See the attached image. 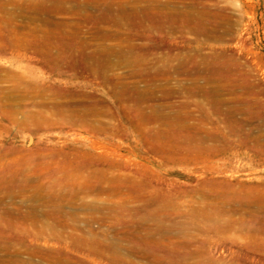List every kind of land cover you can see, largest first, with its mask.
Returning a JSON list of instances; mask_svg holds the SVG:
<instances>
[{"label": "rangeland", "instance_id": "1", "mask_svg": "<svg viewBox=\"0 0 264 264\" xmlns=\"http://www.w3.org/2000/svg\"><path fill=\"white\" fill-rule=\"evenodd\" d=\"M0 1V264H264V0H202L226 17L221 40L104 22L92 0H77L90 2L81 9L65 3L63 13ZM112 1L118 14V2L138 11L155 0ZM45 18L61 23L56 33L81 27L87 46L59 51L70 40L43 34ZM98 45L116 50L91 55ZM126 45L139 48L120 52ZM216 55L234 62L222 76L209 69ZM192 59L205 69L193 71ZM134 105L173 118L140 121ZM65 108L84 121L61 118Z\"/></svg>", "mask_w": 264, "mask_h": 264}, {"label": "bare ground", "instance_id": "2", "mask_svg": "<svg viewBox=\"0 0 264 264\" xmlns=\"http://www.w3.org/2000/svg\"><path fill=\"white\" fill-rule=\"evenodd\" d=\"M49 1V3L48 4H46V2L47 1H45V2H41V1H39V0H30L29 1V3H28V7L30 8V9H32L34 12H39V13H42V12H47V11H51V10H55V11H57V12H66V11H68L67 10V8L65 7V3H72V4H77V5H79V6H77L78 8H86V6L90 3L89 1H86V2H79V1H77V0H48ZM117 1V0H116ZM121 1H124V0H121ZM133 2V4L131 5V6H133L134 7V4L136 5V4H139V5H141L140 4V2H138L139 0H132ZM1 2V1H0ZM92 3H93V5L94 4H97V5H95V6H97V7H95V8H98V14L99 15H101V17L100 16H98V17H100V20H114V21H117V22H119V23H121V22H123L124 23V25L125 26H127V24H128V26H129V24H131V23H133V24H137V25H142L143 26V24H145L146 25V23L147 24H149V26L148 27H150V24H151V26H153L154 28H157V29H163V28H167V27H169V28H171V29H174V30H176V31H179V32H182V31H188V32H193L194 34H196L197 36H201V37H205V38H209V39H214V40H221V39H223V38H225L228 34H229V31H230V29H229V27L227 26V24L225 23V18H223V16L221 15V13H218L217 11L216 12H212V11H207L206 10V8H205V5H202L203 3H202V0H173V2L172 1H164V2H161V1H158V0H155L152 4H147V5H145V6H143L142 8H140L141 10H138V11H136L135 9H138V8H135L134 10L133 9H128L129 7H128V5H127V9H125L126 7V4L127 3H130V1H124V2H116V4H118L119 6H117L118 8H119V12H118V14H113V12H112V5L114 6V4L115 3H113V1L112 0H92L91 1ZM115 2V1H114ZM173 3V6H172V3ZM50 7H49V6ZM91 5V4H90ZM178 5H182V6H184L185 7V9H183V10H180L179 8H178ZM138 5H136V7H137ZM154 6H156L157 8H162V9H168V8H170L171 6L173 7V9H174V11H170V12H152L150 9H152ZM14 7V6H13ZM27 7V6H26ZM115 7V6H114ZM2 8H4V4L3 3H0V10L2 9ZM95 8H93V9H95ZM117 8V9H118ZM154 9V8H153ZM218 9V8H217ZM83 10V9H82ZM84 10H86V9H84ZM116 10V9H115ZM150 10V11H149ZM10 11V10H9ZM118 11V10H117ZM3 13V12H2ZM51 13V12H50ZM98 14H94V15H96V18H97V15ZM91 15V14H90ZM115 15H116V18H114L115 17ZM85 16V15H84ZM89 17V15L87 16V18ZM92 17H94V16H92ZM96 18H95V20H96ZM83 19V18H82ZM85 19V18H84ZM89 19V18H88ZM87 19V20H88ZM91 19V18H90ZM92 19H94V18H92ZM97 19H99V18H97ZM86 20V21H87ZM99 20V21H100ZM11 21V20H10ZM43 21V23L44 24H46L47 25V28H45V30L43 31L44 33L43 34H47V36H49V37H51L52 39H60V38H69V43H67L66 42V45L64 44V43H55V44H57V47H58V45H60L58 48V50L59 51H62L63 53H65V51L66 52H69V53H72V52H75L76 53V51H77V53L78 52H82V51H79V50H77L78 48H77V45H79V46H83V45H85V43H84V41H81V39H80V36H79V34H80V28L79 27H75V24H74V27L73 28H70V32L68 33H66V34H63L62 32H60V33H56V30H58L59 31V25L61 24V23H59V22H55V21H53V20H51V19H49V18H45V19H43L42 20ZM1 22V21H0ZM91 22H93V20L91 21ZM96 22H97V20H96ZM100 22H102V21H100ZM105 22V21H104ZM108 22V21H107ZM110 22V21H109ZM116 22V23H117ZM11 23V22H10ZM115 23V22H114ZM110 24V23H109ZM111 24H112V22H111ZM122 24V23H121ZM79 25V24H78ZM145 25H144V27H145ZM68 26H69V24H68ZM118 26V25H117ZM120 26V25H119ZM136 26V25H135ZM140 26H138L139 28H140V30H141V27ZM230 26V25H229ZM65 27V26H64ZM137 27V28H138ZM16 28V27H15ZM123 28V27H122ZM133 28H135L134 27V25H133ZM143 28V27H142ZM152 28V27H151ZM233 28V27H232ZM91 29H93V28H91ZM147 29V28H146ZM153 29V28H152ZM127 30V29H126ZM151 29H149L148 31H150ZM166 30V29H165ZM66 31V30H65ZM68 31V30H67ZM94 31V30H93ZM143 31V30H142ZM147 31V30H146ZM82 32V31H81ZM90 32V31H89ZM233 32V31H232ZM65 33V32H64ZM127 33V32H126ZM125 33V34H126ZM187 33V32H186ZM88 34V33H87ZM86 34V35H87ZM95 33H93V35H94ZM102 34V33H101ZM110 33H108V35H109ZM118 34V32L116 33V36H118L117 35ZM121 34H122V32H121ZM120 34V35H121ZM125 34H122V36L124 35V38H123V40H125V42L126 43H128L127 41H129V39H130V37L131 36H128L127 34V36H125ZM129 34V33H128ZM150 34V33H149ZM148 34V35H149ZM68 35V36H67ZM84 35V34H83ZM92 35V36H93ZM104 35H105V33H104ZM108 35H106L107 37H108ZM119 35V36H120ZM132 35V34H131ZM139 35V34H138ZM148 35H146V36H148ZM90 36V35H89ZM99 36H101L100 34H99ZM116 36H115V38H116ZM118 36V37H119ZM122 36H120V39L122 38ZM151 37H152V35H150ZM95 37V36H94ZM102 37V36H101ZM100 37V38H101ZM104 37V36H103ZM113 37H114V34H113ZM132 37H134V36H132ZM150 37V38H151ZM47 38V37H46ZM50 38V39H51ZM67 38V39H68ZM88 38V37H87ZM93 38V37H92ZM111 38H112V34H111ZM83 39V38H82ZM94 39H96V38H94ZM109 39V38H108ZM118 40H120L119 38H117ZM153 39V38H152ZM229 39V38H228ZM111 40V39H110ZM122 40V39H121ZM131 40V39H130ZM133 40V39H132ZM30 41V40H29ZM72 41V42H71ZM87 41V40H86ZM37 42V41H36ZM48 42V41H47ZM119 42V41H118ZM129 42H131V41H129ZM73 43H75V45H72ZM55 44H49V43H46L45 44V46H54ZM37 46V45H36ZM87 45H85V47H86ZM121 46H123V45H121ZM120 46V47H121ZM127 46V45H126ZM33 47V46H32ZM40 47V46H39ZM84 47V48H85ZM3 48V47H2ZM41 48V47H40ZM139 47H133V46H127V48L125 49V48H123V47H121V48H119L120 49V52H124V53H127V52H135L137 49H138ZM142 48V47H141ZM140 48V49H141ZM151 48V47H150ZM118 49V50H119ZM139 49V50H140ZM149 49V48H148ZM54 50V49H53ZM57 50V49H56ZM81 50V49H80ZM83 50V49H82ZM85 50V49H84ZM116 49L115 48H111V47H107V46H99L98 45V47L97 48H95V49H93L92 50V52H91V55L92 54H101V53H108V52H111V51H115ZM138 50V51H139ZM88 51V50H87ZM90 51V50H89ZM127 51V52H126ZM143 51H144V49H143ZM146 51V50H145ZM149 51V50H148ZM151 51V50H150ZM119 52V51H118ZM142 52V51H141ZM196 52V51H195ZM76 53V54H77ZM85 53V52H84ZM84 53H83V56L84 57H87V55L89 54V52H86L85 54H87L86 56L84 55ZM116 53V52H115ZM143 53V52H142ZM58 54V53H57ZM75 54V55H76ZM79 54H81V53H79ZM78 54V55H79ZM114 54V53H113ZM123 54V53H122ZM56 55V54H55ZM102 55V54H101ZM110 55V54H109ZM131 55H132V53H131ZM136 55V54H135ZM79 56H82V55H79ZM90 56V55H89ZM55 58H54V60H56V62H58V64H59V62H60V60H63V56H60V57H56V56H54ZM92 57V56H91ZM129 57V56H128ZM136 57H138V56H136ZM70 58V57H69ZM71 58H72V56H71ZM74 58V57H73ZM72 58V59H73ZM130 58V57H129ZM134 58V57H133ZM71 59V60H72ZM80 59V58H79ZM78 59V60H79ZM82 59V58H81ZM84 59V58H83ZM83 59H82V61H83ZM87 59V58H86ZM119 59V58H118ZM220 59H224V58H222L221 56L219 57L218 55H216V56H212L211 58H210V60H211V62H212V64H209L208 66L210 67L209 69H210V72H211V74H213L214 76L216 75V76H222V74H223V71H224V69H228L229 68V65H228V63L227 62H229V61H232L231 59L232 58H227V59H225L226 61H225V66H224V64H221V63H219L218 62V60L220 61ZM234 59V58H233ZM42 60V59H41ZM58 60V61H57ZM70 60V59H69ZM76 60V59H75ZM85 60V59H84ZM103 60V59H102ZM144 60V59H143ZM263 60H264V58H263ZM73 61V60H72ZM77 61V60H76ZM80 61V60H79ZM89 60L87 59V61L86 62H88ZM107 61V60H106ZM136 61L138 62V67H139V69H143V67L146 65V63L144 62V63H142V60H138V58L136 59ZM164 61V60H163ZM205 61V60H204ZM224 61V60H223ZM63 62V61H62ZM130 62H132L131 60H130ZM192 63H193V67H192V69H193V71H199V72H201L202 70H204L203 68L202 69H198L197 68V65H196V63H195V61L192 59V61H191ZM233 62V61H232ZM85 63V62H84ZM91 63V62H90ZM110 63V62H109ZM209 63V62H208ZM234 63V62H233ZM71 64V63H70ZM73 64V63H72ZM81 64H82V62H81ZM132 64V63H131ZM143 64V65H142ZM258 64H259V62H258ZM86 65H88V69H91V70H93V71H95L94 69V67L95 66H90L89 64H87V63H85L84 64V67H86ZM99 64H97L96 66L97 67H99L98 66ZM106 65H108V64H106ZM105 65V66H106ZM127 66H128V64H126ZM235 65V64H234ZM256 65H257V63H256ZM260 65V64H259ZM239 66V65H238ZM88 69H86L87 71H88ZM98 69V68H97ZM192 69H189V70H186V71H191ZM207 69V68H206ZM235 69H237V67L235 68ZM238 70V69H237ZM90 71V70H89ZM133 71V70H132ZM185 71V70H184ZM229 71H230V68H229ZM231 71H233V70H231ZM235 71V70H234ZM141 72V71H140ZM145 72H146V70H145ZM144 72V73H145ZM195 72V73H196ZM209 72V73H210ZM236 72V71H235ZM95 73H97V72H95ZM179 73V72H178ZM205 73H206V70H205ZM231 73V72H230ZM229 73V74H230ZM236 74V73H235ZM234 74V75H235ZM186 75V74H185ZM212 75V76H213ZM232 75V74H231ZM238 75V74H237ZM130 76V75H129ZM229 76V75H228ZM233 76V75H232ZM107 77V76H106ZM197 77V76H196ZM234 78V77H233ZM108 79V78H107ZM217 79V78H216ZM215 79V80H216ZM120 81V80H119ZM214 81V80H213ZM219 81V80H218ZM234 81V80H233ZM121 83V82H120ZM123 83V82H122ZM121 83V84H122ZM151 83V82H150ZM237 83V82H236ZM120 84V85H121ZM133 84V83H132ZM138 87V86H137ZM139 88V87H138ZM143 89V88H142ZM145 89V88H144ZM143 89V91H141V94H142V99L144 98L145 99V101H147L146 100V97L145 96H143L144 94H145V91L146 90H144ZM122 90V89H121ZM121 90H120V92H121ZM138 90V89H137ZM150 90V89H149ZM14 92V91H13ZM136 92V91H135ZM192 92V91H191ZM15 93V92H14ZM194 93V92H193ZM121 94V93H120ZM135 94V93H134ZM78 95V94H77ZM165 95V94H164ZM210 95V97H211V93L209 94ZM147 96V95H146ZM32 97V96H31ZM132 97V96H131ZM136 97V96H135ZM154 96H152V98H153ZM54 98V97H53ZM76 98V97H75ZM78 98V97H77ZM130 97H126L125 99H129ZM150 98V97H149ZM149 98H147V99H149ZM219 98V97H218ZM98 99V98H97ZM121 99H122V97H121ZM140 97L138 98V101H141L142 100ZM209 99V98H208ZM123 100H124V97H123ZM130 100V99H129ZM152 100H154V99H152ZM158 100V99H157ZM54 101V100H53ZM125 101V100H124ZM127 101V100H126ZM149 101V100H148ZM150 101H151V98H150ZM94 102V101H93ZM61 103V102H60ZM98 103V102H97ZM101 103V102H100ZM145 103V102H144ZM54 104V103H53ZM89 105V104H88ZM90 106V105H89ZM88 106V107H89ZM98 106V105H97ZM103 106V105H102ZM75 107V106H74ZM87 107V106H86ZM149 107H151V106H149ZM63 108V107H62ZM85 108V107H84ZM133 109V111L136 113V115H137V118L140 120V121H145V120H152V119H156V120H163V122L164 123H166V122H169V120H171L173 117L172 116H169V115H167V114H165V111L163 110V108H161V106L160 107H152L151 109L149 108V111L148 112H146V109H145V107H142V106H135L134 105V107H132ZM168 108V107H167ZM66 109H68V108H65L64 110H62V111H60V116H61V118H63V119H65L66 121H75V122H77V121H79L80 123H81V121H84V119H83V115L84 114H82L81 115V113H79V111H77L76 113H72V114H67V111H66ZM78 109V108H77ZM82 109V108H81ZM87 109V108H86ZM93 110H94V108H92ZM102 109V108H101ZM165 109V108H164ZM171 109V108H170ZM74 110V109H73ZM88 110V109H87ZM75 111V110H74ZM73 111V112H74ZM80 111H82V110H80ZM96 111V110H95ZM45 112V111H44ZM102 112V111H101ZM100 112V113H101ZM130 112V111H129ZM37 113V112H36ZM70 113H71V111H70ZM94 112H91V114H93ZM98 112H95L94 114H97ZM131 113V112H130ZM130 113H128V114H130ZM166 113H167V111H166ZM133 114V113H132ZM32 116V115H31ZM101 116V115H100ZM135 116V115H134ZM181 116V115H180ZM92 116H90V118H91ZM94 117V116H93ZM136 117V116H135ZM182 117V116H181ZM188 117V116H187ZM95 118V117H94ZM89 119V118H88ZM86 120V119H85ZM91 120V119H90ZM94 120V119H93ZM155 120V121H156ZM175 121V120H174ZM183 121V120H182ZM93 122V121H92ZM137 122V121H136ZM151 122V121H150ZM162 122V123H163ZM184 122V121H183ZM89 123L91 124V122L89 121ZM89 123H88V125H89ZM102 123V122H101ZM153 123H154V120H153ZM71 124V123H70ZM93 124V123H92ZM118 124V123H117ZM183 124V123H182ZM84 126H86V123L85 124H83ZM105 125V124H104ZM167 125H168V123H167ZM170 125H173L172 124V122H171V124ZM93 125H91V127H92ZM166 126V125H165ZM94 127V126H93ZM93 127L91 128V129H93ZM120 127V126H119ZM170 127V126H169ZM173 127V126H172ZM176 127V126H175ZM95 128V127H94ZM102 128V127H101ZM141 127H139V129H140ZM166 128V127H165ZM167 128H168V126H167ZM260 128V127H259ZM168 129H170V128H168ZM175 129V128H174ZM184 129H187V128H184ZM190 129H192V128H190ZM152 130H153V128H152ZM155 130V129H154ZM170 130H172V129H170ZM183 130V129H182ZM141 131V130H140ZM147 131H149V130H147ZM156 131V130H155ZM187 131V130H186ZM191 131V130H190ZM152 132V131H151ZM148 133H150V132H148ZM158 133V132H157ZM161 133H164V132H161ZM177 133V132H176ZM180 133V132H179ZM151 134H153V132L151 133ZM159 134V133H158ZM165 134V133H164ZM176 135V134H175ZM180 135V134H179ZM158 137V136H157ZM143 139V138H142ZM170 139H172V138H170ZM204 139V138H203ZM148 141V140H147ZM162 144V143H161ZM166 144V143H165ZM191 145V144H190ZM153 146H155V145H153ZM156 147V146H155ZM201 149H203V148H201ZM207 150V149H206ZM197 151V150H196ZM201 151V150H200ZM163 152V151H162ZM190 152V151H189ZM193 152V151H192ZM164 153V152H163ZM167 153V152H166ZM172 153V152H171ZM167 156V155H166ZM195 157L197 158V155H195ZM200 157V156H199ZM198 157V158H199ZM76 159V158H75ZM192 159H194V158H192ZM191 159V160H192ZM193 161H195V160H193ZM81 165V164H80ZM89 176V175H88ZM87 176V177H88ZM5 178V177H4ZM91 178V177H90ZM68 179H70V178H68ZM68 179L65 181L66 183H67V181H68ZM71 180V179H70ZM85 180H88V178H85ZM84 180V181H85ZM10 181H12V180H10ZM92 181H93V179H92ZM74 182V181H73ZM83 182V181H82ZM11 183V182H10ZM9 183V185H11ZM70 183V182H69ZM75 183V182H74ZM85 183V182H84ZM87 183H88V181H87ZM86 183V184H87ZM134 183V182H133ZM68 184V183H67ZM90 184H94L93 182L92 183H90ZM118 185V184H117ZM5 186V185H4ZM32 186V185H31ZM68 185H66V187H67ZM83 187H84V185H83ZM82 187V188H83ZM87 187H88V185H87ZM92 187H94V186H92ZM115 187V186H114ZM36 188V187H35ZM102 188V187H101ZM40 189V188H39ZM91 189V188H90ZM93 189V188H92ZM76 190V189H75ZM105 190V189H104ZM108 190H110V189H108ZM116 192L119 190V188H117V189H114ZM113 190V191H114ZM79 191V190H78ZM107 191V190H106ZM112 191V190H111ZM120 191V190H119ZM122 191V190H121ZM133 191V190H132ZM140 191V190H139ZM7 192V191H6ZM36 192H38V191H36ZM108 192V191H107ZM115 192V193H116ZM70 193H72V192H70ZM33 194V193H32ZM141 194V193H140ZM144 194V193H143ZM142 194V195H143ZM102 195V194H101ZM199 195V194H198ZM203 195V194H202ZM206 194H204V196H205ZM208 195H209V193H208ZM207 195V196H208ZM211 195V194H210ZM63 196V195H62ZM114 196V195H113ZM218 196V195H217ZM260 196V195H259ZM73 197V196H72ZM206 197V196H205ZM212 197H213V195H212ZM36 198V197H35ZM51 198V197H50ZM49 198V199H50ZM57 198V197H56ZM61 198V197H60ZM209 198V197H208ZM216 198V197H215ZM52 199V198H51ZM72 199V198H71ZM217 199V198H216ZM37 200V199H36ZM40 200V199H39ZM54 200V199H53ZM65 200V199H64ZM64 200H62V201H64ZM159 200V199H158ZM209 200V199H208ZM211 200V199H210ZM209 200V201H210ZM44 201V200H43ZM49 201V203H50V200H48ZM62 201H60L61 203H63ZM75 201V200H74ZM171 200H169V202H170ZM212 201V200H211ZM217 202H219L218 200H216ZM53 202V201H52ZM169 202H164L165 204H167V203H169ZM214 202H215V200H214ZM213 202V203H214ZM249 202H251V201H249ZM255 202V201H254ZM257 202V201H256ZM54 203V202H53ZM52 203V204H53ZM57 203H59V201H57ZM92 203V202H91ZM172 203V202H171ZM244 203V202H243ZM60 204V203H59ZM160 204V203H159ZM216 204V203H215ZM214 204V205H215ZM49 205V204H48ZM61 205V204H60ZM85 205V204H84ZM91 205H93V204H91ZM224 205V204H223ZM227 205V204H226ZM249 205H251V204H249ZM145 206V205H144ZM230 206H231V203H230ZM171 207V206H170ZM169 207V208H170ZM215 207V206H214ZM219 207V206H218ZM217 207V208H218ZM237 207V206H236ZM254 207H255V205H254ZM258 207V206H257ZM225 208V207H224ZM230 208V207H229ZM250 208H252V207H250ZM55 209V208H54ZM171 209V208H170ZM200 209V208H199ZM233 209V208H232ZM253 209L254 208H252L251 209V211H253ZM213 210H216V209H213ZM212 210V211H213ZM224 210V209H223ZM231 210V209H230ZM235 210V209H234ZM242 210V209H241ZM248 210V209H247ZM92 211V210H91ZM99 211V210H98ZM150 211V210H149ZM225 211V210H224ZM257 211V210H256ZM55 212V211H54ZM216 212V211H215ZM246 212V211H245ZM51 213V212H50ZM196 213V212H195ZM199 213V212H198ZM231 213V212H230ZM252 213V212H251ZM25 214V213H24ZM53 214V213H52ZM203 214V213H202ZM215 214V213H214ZM9 215V214H8ZM12 215V214H11ZM54 215V214H53ZM47 216H49V215H47ZM61 216H62V214H61ZM158 216H160V215H158ZM203 216V215H202ZM259 216V215H258ZM55 217V216H54ZM137 217V216H136ZM220 217V216H219ZM249 217H250V215H249ZM50 218H51V216H50ZM212 218V217H211ZM242 218V217H241ZM240 218V219H241ZM9 219V218H8ZM158 219H161V218H158ZM204 219H205V217H204ZM156 223V222H155ZM245 223V222H244ZM221 224V223H220ZM134 225V224H133ZM159 226V225H158ZM206 226V225H205ZM210 226V225H209ZM218 226V225H217ZM134 227V226H133ZM157 227V226H156ZM216 227V226H215ZM225 227V226H224ZM244 227V226H243ZM205 228H207V226L205 227ZM214 228V227H213ZM204 229V228H203ZM208 229V228H207ZM211 229V228H210ZM155 230V229H154ZM158 230V229H157ZM166 230H167V228H166ZM162 231V230H161ZM168 231V230H167ZM166 231V232H167ZM205 231H207V230H205ZM216 231V230H215ZM154 232V231H153ZM164 232V231H163ZM155 233V232H154ZM168 233V232H167ZM166 234V233H165ZM155 236V235H154ZM74 239V238H73ZM169 239H170V237H169ZM75 240V239H74ZM87 240V239H86ZM90 240V239H89ZM95 240V239H94ZM93 239H92V241H94ZM140 240H142V239H140ZM159 240V239H158ZM204 241V240H203ZM212 241V240H211ZM145 242V241H144ZM84 243V242H83ZM94 243H95V241H94ZM140 243V242H139ZM157 243V242H156ZM205 243V242H204ZM87 244V243H86ZM91 244H92V242H91ZM206 244V243H205ZM83 245V244H82ZM139 245V244H138ZM161 245V244H160ZM167 245V244H166ZM176 245V244H175ZM89 246V245H88ZM108 246V245H107ZM112 246V245H111ZM117 246H119V245H117ZM155 246V245H154ZM164 246V245H163ZM169 246H171V244L169 245ZM174 246V245H173ZM179 246H181V245H179L178 244V247ZM105 247V246H104ZM120 247V246H119ZM139 246H137V248H138ZM160 247V246H159ZM175 247V246H174ZM177 247V246H176ZM155 248V247H154ZM158 248V247H157ZM166 248V247H165ZM165 248H162V249H165ZM168 248V247H167ZM167 248H166V250H167ZM159 249V248H158ZM170 250L169 251H171V253H172V250L171 249H173V248H169ZM101 250V249H100ZM112 250V252H113V254L114 255H116V254H118V252H119V248L117 249V248H112L111 249ZM131 252H134L133 250V248H130L129 249ZM144 250V249H143ZM145 250H146V248H145ZM155 249H153V251H154ZM161 250V249H160ZM166 250H165V252H166ZM93 251V250H92ZM103 251V250H102ZM110 251V250H109ZM174 251V250H173ZM34 252V251H33ZM48 252V251H47ZM138 252V251H137ZM11 254V253H10ZM122 255H124L123 253H121ZM172 254H175V253H172ZM30 255V254H29ZM112 255V254H111ZM144 255V254H143ZM157 255V254H156ZM161 255V254H160ZM163 255H164V253H163ZM167 255V254H166ZM176 255V254H175ZM169 256V255H168ZM170 256H171V254H170ZM169 256V257H170ZM108 257H109V255H108ZM120 258H121V255L119 256ZM146 257V256H145ZM156 257V256H155ZM175 257V256H174ZM173 257V258H174ZM194 257V256H193ZM209 257V256H208ZM119 258V259H120ZM172 258V257H171ZM176 258H177V256H176ZM176 258H174V259H176ZM116 259H117V257H116ZM194 259V258H193ZM208 259V258H207ZM60 260H63V259H60ZM121 260H123V259H121ZM173 260V259H172ZM177 260V259H176ZM187 260V259H186ZM118 261V260H117ZM156 261H159V259L158 260H156ZM191 261H193L192 259H191ZM119 262H120V260H119ZM179 262V261H178ZM182 262V261H181ZM173 264L174 262H170V264ZM189 263V262H188ZM207 263V262H206ZM214 263V262H213ZM62 264V263H61ZM65 264V263H64ZM122 264V263H121ZM156 264H157V262H156ZM160 264V263H159ZM163 264H165V263H163ZM182 264V263H181ZM193 264V263H192ZM205 264V263H204ZM208 264V263H207ZM212 264V263H211ZM215 264H217V263H215Z\"/></svg>", "mask_w": 264, "mask_h": 264}]
</instances>
